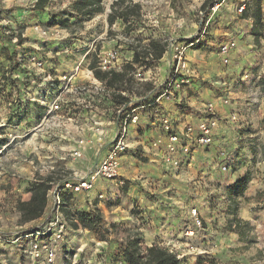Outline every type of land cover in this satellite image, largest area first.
Segmentation results:
<instances>
[{
	"label": "rangeland",
	"instance_id": "rangeland-1",
	"mask_svg": "<svg viewBox=\"0 0 264 264\" xmlns=\"http://www.w3.org/2000/svg\"><path fill=\"white\" fill-rule=\"evenodd\" d=\"M36 1L0 0V97L12 88L5 75L10 65L8 57L17 63L16 73L24 79H27L24 66H29L28 58L32 55L42 59L47 69L57 68V73L53 71L56 75L46 81L58 84L57 75L73 70L81 60L82 52H77L80 42L90 44L93 39H98V50L104 44L117 45L125 57L136 48L142 52L151 39L166 42L167 47L171 43L184 44L203 21L206 23L202 13L206 14L217 0H126L125 5H140V17L132 20L134 24L130 30L121 20L109 26L111 5L117 0H103L104 11L89 19L75 16L72 10L75 0H51L44 11L33 10ZM206 1L208 6L204 8ZM230 1L231 4L233 1ZM238 5L235 8L232 5V10L237 11ZM225 9L228 7L224 4L210 23L213 29L205 37L208 45H199L187 54L200 73L198 91L191 92V97L201 106L192 101L180 106L184 119L186 113L192 115L196 123L206 117L204 104H214L220 120L214 152L200 150L193 168L174 173L143 156H130L124 159L121 167L123 184L99 181L95 184L96 190L89 195L72 196L70 207L73 211L91 209L90 200L92 207L102 213L103 220L94 231L72 227L75 233L71 254L79 255L74 256L76 261L69 259L63 264L120 263L119 247L127 236L139 234L148 245L146 237L152 238L156 227H165V234L160 242L154 239L152 244L180 254L181 264H199V261L203 264H264V12L261 9L259 36L238 42L230 64L225 65L218 54L220 40L232 38H226L221 28L225 21H230V11ZM37 28L49 32L59 29L63 38L48 39ZM168 59L170 54L165 53L152 65L137 64L145 72L151 69L153 80L143 84L130 82L127 87L132 97H144L166 81L170 71ZM94 61L95 56L88 57L80 68L81 74L86 75L87 64ZM85 79L88 78L85 76ZM26 86L31 85L27 83ZM35 86L29 93L33 97L40 91H46L43 95L40 92L42 98L54 93L50 83ZM17 92L23 94V91ZM222 99H228L229 104L222 103ZM11 100L12 94L7 92L0 105V122L3 120L10 125L0 128V135H3L0 146L11 133L18 138L0 159V231L7 237L38 226L48 218L49 211L42 220L20 223L16 202L29 199L32 183L48 176L57 182L72 176L73 170L85 172L94 159L93 151L78 161L62 152V148L72 144L64 137L77 133L69 124L58 127L55 118L38 136L25 137L27 131L40 123L45 107L35 104L27 111H21L19 107H25V104L19 103V107L13 108ZM80 101L83 103L84 98ZM233 114H237L239 120L233 121ZM217 149L228 157L226 171H220L216 166ZM245 174L249 175L250 181L244 195L232 196L229 188ZM99 191L108 200H96ZM193 207L200 211L203 219L201 229L193 225L190 216ZM234 218L243 222L240 232L230 225ZM188 229L195 231L191 238L184 235ZM62 262L58 260L57 264ZM0 264L31 263L26 257L19 258L15 245L6 244L0 251Z\"/></svg>",
	"mask_w": 264,
	"mask_h": 264
},
{
	"label": "built area",
	"instance_id": "built-area-1",
	"mask_svg": "<svg viewBox=\"0 0 264 264\" xmlns=\"http://www.w3.org/2000/svg\"><path fill=\"white\" fill-rule=\"evenodd\" d=\"M254 1L243 0L236 12L243 15L246 7ZM257 1L261 3V9L264 12V0ZM225 3L226 0H217L212 3L206 14L202 13V19H206V23L202 20L199 29L189 36L184 44H169L166 51L170 54L168 59L170 71L167 79L144 97H132L130 90H116L109 87L106 81L96 78L94 70L88 69L91 63L87 64L84 72L86 75L81 74L82 64L91 56H95L96 69L102 72L119 73L123 71L126 64L132 63L134 52H131L129 57H125L120 53L117 45L110 43L102 45L98 50V39H93L90 44L79 41L77 52H82L81 60L73 70L57 75L58 84L46 81L56 75L57 68L51 66L47 69L42 59L32 55L28 58L29 66H24L27 79L16 73L19 66L11 69L12 63L8 62L10 65L5 75L12 88L9 87L8 91L3 92L0 105L3 95L8 92L12 94L10 105L13 108L19 103L25 104V107L18 106L21 111H27V108L30 109L35 104L45 107V114L40 123L27 131L24 136L28 137L30 134L38 136L55 118L58 127L69 124L76 129L77 133L72 137H64L67 140L70 139L69 142L71 141L72 144L62 148V152H67L66 156L78 161L88 152L93 151L94 159L87 171L73 170L72 176L50 183L52 189L48 195V207L45 213L46 215L49 211V215L40 225L11 237H7L0 231V251L4 250L6 244H13L16 246L19 258L26 257L31 264H57L58 260H62L63 264L69 259L76 261L74 258L79 254H74L76 257L71 254L73 249L71 241L75 231L64 214L66 195H89L96 190L95 184L99 181L123 184L121 167L124 159L130 156H143L151 162L166 166L171 173H174L193 168L200 150L214 152L217 144L216 134L220 125L214 104H204L203 113L206 117L196 123L182 121L179 115L174 114L173 109L179 110L185 102H191V92L198 91L195 85L199 81L200 73L190 63L187 54L199 45H208L205 44V37L207 32L213 29L210 23ZM38 30L48 39L63 38L62 31L59 29L53 32L41 28ZM236 48V39L220 40L218 54L225 65L230 64L232 53ZM134 67L135 70L130 74L132 81L138 84L152 82L151 69L145 72L144 68L138 67L137 64H134ZM85 76L88 79H85ZM27 83L28 86L31 85L29 88L26 86ZM48 83L54 90L51 97L42 98L40 92L43 95L46 91H40L37 97L29 94L32 92V86L38 84L39 87H43ZM18 90L23 91V94L17 92ZM115 94L126 97L128 101L123 104L117 103ZM81 98H84L83 103L80 101ZM222 103L229 104V100L222 99ZM231 118L233 121L239 120L237 114L231 115ZM8 126L10 125L3 120L0 122V128ZM0 136L3 138V135ZM17 139L16 135L11 133L8 138L2 140L0 159ZM215 161L218 170L228 169L226 162L228 157L219 149L215 153ZM112 184L107 189H110ZM96 200L101 202L108 200V197L99 191ZM88 204L93 208L90 200ZM190 216L194 227L201 229L203 219L200 211L193 207L190 210ZM184 235L191 238L195 235V231L188 229ZM177 256L181 260V255L177 254Z\"/></svg>",
	"mask_w": 264,
	"mask_h": 264
},
{
	"label": "trees",
	"instance_id": "trees-1",
	"mask_svg": "<svg viewBox=\"0 0 264 264\" xmlns=\"http://www.w3.org/2000/svg\"><path fill=\"white\" fill-rule=\"evenodd\" d=\"M51 0H37L33 5L34 11H44ZM126 0H117L111 5V12L108 15L109 26H113L117 20H121L126 25V29H133L134 22L132 20L140 17L139 4H127ZM208 6L207 1L204 3V8ZM72 10L77 18L89 19L95 14H100L104 11L103 0H75L72 3ZM244 15L253 20L252 35L259 36L262 28L261 20V5L257 1L252 6H247ZM133 23V24H132ZM143 51L133 49L134 56L132 63L125 65L122 72H102L96 69L94 61L90 68L94 70L97 79L106 81L111 88L129 90L127 87L132 79L130 74L135 70L134 64L152 65L159 62L167 51V44L161 40H149V43L143 47ZM11 63V69L18 67L17 63L12 60V57L7 58ZM117 103L123 104L128 99L120 94L114 95ZM51 176L39 178L29 188L30 197L28 200H18L16 202V210L20 214L21 225L36 222L45 216L48 207V195L52 189ZM249 175L245 174L237 178L236 182L229 188L232 196H243L249 183ZM72 195H66L64 198V214L71 222L72 227L77 230L83 227L89 231H94L98 228L103 220V215L100 210L91 208L89 210L73 211L70 207ZM242 221L234 218L230 225L234 226L236 231L242 229ZM119 254L124 264H181V260L176 253L170 252L167 249L152 244L145 245L143 238L139 234H129L124 243L119 247ZM199 261V264H203Z\"/></svg>",
	"mask_w": 264,
	"mask_h": 264
},
{
	"label": "crops",
	"instance_id": "crops-1",
	"mask_svg": "<svg viewBox=\"0 0 264 264\" xmlns=\"http://www.w3.org/2000/svg\"><path fill=\"white\" fill-rule=\"evenodd\" d=\"M232 1L233 2L231 4L235 8V5L236 4L240 5L243 0H232ZM230 2L231 1L229 0V2L225 3V5L228 7V9H225V11H230L229 12L230 21L229 20L225 21V24H222V26H221V28H223V31H224L223 34H225L224 36L226 38H231L232 37V38L236 39L237 43L241 42V41L244 42V40L253 38L254 36L252 35V29H253V20H252V18L246 17L244 14L243 15H239L236 11H233L232 10V5L230 4ZM262 60H263V63H264V51L262 52ZM195 86H196L195 88L198 89V84H196ZM191 101H192V104H194L196 106L199 104L195 98H192ZM199 105L201 106V103ZM199 109H200V107H199ZM173 110H174V114L179 115L181 117V120L184 121V122L185 121L190 122V121H193V119H194V117L192 115H187L186 113H185L186 119H184V115L182 114V110L181 109H179V110L173 109ZM238 218H240V217H238ZM178 223H179L178 225H180L181 222H178ZM157 228L158 227H156L155 232L152 233L153 234L152 238L151 237L149 238L148 236L146 237V244L152 245V243L155 242L154 239L157 240V241L163 239L164 234H165L163 231H164L165 227L164 228L163 227H159V229H157ZM157 234H161V235H157ZM158 237H159V239H158ZM160 245H162V244H160ZM110 260L112 261V259H110ZM111 264H124V262L123 261H121L120 263H113L112 262Z\"/></svg>",
	"mask_w": 264,
	"mask_h": 264
},
{
	"label": "water",
	"instance_id": "water-1",
	"mask_svg": "<svg viewBox=\"0 0 264 264\" xmlns=\"http://www.w3.org/2000/svg\"><path fill=\"white\" fill-rule=\"evenodd\" d=\"M108 12H109V10H108Z\"/></svg>",
	"mask_w": 264,
	"mask_h": 264
}]
</instances>
